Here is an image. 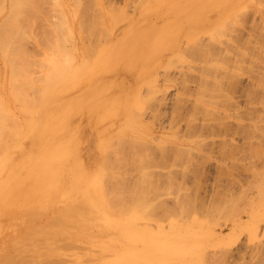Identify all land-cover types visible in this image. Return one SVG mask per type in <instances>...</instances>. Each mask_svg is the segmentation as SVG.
Returning <instances> with one entry per match:
<instances>
[{"label":"rangeland","instance_id":"obj_1","mask_svg":"<svg viewBox=\"0 0 264 264\" xmlns=\"http://www.w3.org/2000/svg\"><path fill=\"white\" fill-rule=\"evenodd\" d=\"M43 1L53 7L54 0ZM69 1L73 6L75 1ZM82 1L87 10L73 13L72 6L42 10L32 15L35 24L21 31L25 36L18 44L24 45L27 65L31 62L26 69L33 85L3 107L10 114L5 121L10 127L1 137L8 150L0 153V264H53L55 257L64 260L62 264H264V119L262 124L259 121L262 129L254 128L264 113V0L234 1L230 13L239 11L240 16L228 27L233 31L219 44L203 40L213 48L211 60L222 69L213 74L224 80L222 91L231 94L230 100L219 103V115L211 117L195 107L198 92H211L215 86L204 82L200 70L205 59L196 49L169 66L174 52L162 49L160 55L150 54L149 45L140 42L151 25L186 24L187 16L177 17L174 12L183 0ZM194 1L191 21L199 18L202 25L209 16L219 17V0ZM175 35L165 44L185 46V32ZM227 41L238 46L224 50ZM138 42L144 58L149 57L140 69L153 82L144 91L147 99L138 102L135 92L124 96L87 92L93 65L113 50L115 71L102 79L133 82L138 72L130 55ZM261 76L263 87L257 83ZM54 79L70 84L48 96L52 102L48 112L41 114L38 109L32 116L28 104L40 102ZM181 95L186 100L179 103ZM99 102L104 103L101 113ZM141 104L148 108L144 115L135 113ZM192 111L196 119L190 124L187 118ZM31 125L29 133L21 131V137H14ZM174 135L180 136L181 145L173 142L162 151L165 140ZM105 140L113 168L104 164ZM137 140L142 141L140 149L134 146ZM146 146L152 162L138 166L128 162L132 153ZM179 148L186 153L178 155ZM41 169L55 173L49 178H56L60 188L42 195L30 209L25 200L16 198L14 188ZM145 172L152 175L156 189L138 186ZM80 175L94 182L77 181ZM101 186L108 195L119 194L124 199L121 204L136 211L116 214L126 222L108 228L91 222L74 229L81 213L75 210L66 218L65 234L39 233L47 223L62 220L65 206L71 203L88 204L95 217L99 211L107 214L101 202L90 207V193ZM142 194L143 207L137 209ZM249 227L257 231L252 233Z\"/></svg>","mask_w":264,"mask_h":264},{"label":"bare ground","instance_id":"obj_2","mask_svg":"<svg viewBox=\"0 0 264 264\" xmlns=\"http://www.w3.org/2000/svg\"><path fill=\"white\" fill-rule=\"evenodd\" d=\"M73 3V6L70 5V1L66 3L60 2V0H54L53 7L48 4L45 1L42 2V0H0V153L4 151L5 149L8 150V144L5 145L4 140L1 139L2 135L6 133L7 130H9V125L6 126V122L8 120V116H10L9 112L7 110H4V106L7 108L10 103H12L15 99H17L20 96V92H27L28 87L27 85H30L32 87V83L29 81V78H27V68L31 65V62L29 61L27 65V61L24 58V45L23 43L20 45L18 42L21 41L22 37L25 36L21 32L22 29L28 27L30 24H35V21L33 19L34 14L42 12V10H51V9H65L68 8L66 6H72V12L76 13L79 11L87 10L88 9V4L83 2L82 0H71ZM220 1H222L220 3ZM234 1H240V0H219L217 3H219L220 6V12L218 13L217 17L215 20L209 16L206 18V22H204L201 25V21L198 20H190V16H194V14H191V11L195 8V1L194 0H183L180 2L179 5H176L174 8V12L179 13L177 14V17H181L182 13L187 16V23L186 24H179L178 25H171V24H165V25H151V28H149L148 34H145L143 36V39L140 42H143V45L148 46L149 45V53L150 54H157L160 55V51L162 49H165L166 51H171L174 52L170 62L169 66L176 61L179 58H183L186 55L190 54L193 52L194 49H196V53L200 58L205 59L204 66L200 70L201 75L204 79V82L207 84H211V82L214 83V88L211 90V92H198L197 98H195V107L196 109H202L204 110L209 117L214 116V115H219L220 112H218V105L222 100H230L231 99V94L229 92H223V86H224V80H222L219 77H215L213 73H218L219 70H222L219 66V63L214 62L211 60L210 55H212L211 50H213L212 46L210 44H202L203 40L209 38V40L214 41V43L219 44V39H221L223 36H227V32L233 31L231 29H228L230 26V23H233L236 19V17L240 16L239 11H236L235 13H230L236 5ZM43 3V4H42ZM5 5H8L6 10H3ZM201 6L204 5V3L200 4ZM207 5H205V8ZM71 11V10H70ZM7 12V13H6ZM181 13V14H180ZM146 11L142 13V15H145ZM214 14V13H213ZM191 21V22H190ZM173 28V29H172ZM200 31H202L201 34L197 35ZM170 32V34H169ZM185 32V35L183 38H186V43L185 46L182 45V47H179V44L177 42H172L171 44H165V41L167 38L170 37L172 34H176L175 38H177L181 33ZM26 33V31H25ZM165 33L168 35L164 36ZM208 35V36H206ZM206 36V37H205ZM147 42H144L145 39H147ZM208 40V39H207ZM213 43V44H214ZM226 46L223 44V49L228 50L229 48H232L233 46H238L236 45L235 42H226ZM216 45V44H215ZM138 46H141V43H135L132 50H131V55L134 56V65L133 69L138 72V75L133 77L130 84L126 81H121L120 83H115L114 81L110 83H105L106 81L102 79L103 76H107V74H110L111 72H114L116 63L115 61V55L116 51L113 50L111 54H106L104 55L95 65H93L92 70L90 72V81H87L89 84V89L87 92H96L97 96H100L102 92H121V95L124 96L125 94H128L129 92H135V97L137 101L143 102L144 99H147L145 96V89L150 88L151 85H153V82H150L147 78V73H144V69H140L141 64H145L148 61V56L144 58L145 52H140V48ZM218 46V45H217ZM228 47V48H227ZM264 52H262L263 54ZM149 54V55H150ZM258 61L262 59L261 51L260 53L258 52L256 54V58ZM264 59V55H263ZM3 64V66H2ZM261 64V63H260ZM239 70L242 72L243 67L240 65ZM61 72H58L57 75H60ZM264 72L262 73V76L264 77ZM261 77L257 78V83L259 86L263 87L264 85V79ZM47 78H49L47 76ZM262 78V79H261ZM259 79V80H258ZM263 80V85L260 83L261 80ZM29 81V82H28ZM63 80H58L55 81L52 80L50 84H48L45 89H44V96L41 99L40 102H37V100L31 101L28 104V112L33 116L36 111L39 109L40 113L43 114L45 112H48V110L51 109L52 102L50 99H48V96L52 92H61L64 89L65 84H70L66 83L65 84H59ZM260 81V82H259ZM33 82V79H32ZM57 82V83H56ZM74 85V83H72ZM264 88V87H263ZM262 88V89H263ZM69 89V87L67 88ZM5 92L7 94H5ZM8 92H13L11 94H8ZM205 93V94H204ZM253 93V92H252ZM258 92L253 93L256 94ZM111 94L112 98H109L111 103H114L115 97L114 95ZM154 94V92H153ZM147 95L149 93L147 92ZM208 95L209 98H206L205 96ZM230 97V99H229ZM264 97V93H263ZM129 98V97H128ZM131 98V96H130ZM129 98V100H130ZM45 101H44V100ZM103 99V100H102ZM101 101H104V98H102ZM185 96H180L179 98V103L185 101ZM43 101V103H42ZM264 102V100H263ZM42 103V104H41ZM104 106L103 102L98 103V111L101 113V109ZM141 108H138L135 113H141V115L145 114L147 112V107L143 106L141 104ZM181 104H179L178 107H180ZM264 106V104H263ZM26 107V106H25ZM40 107V108H39ZM264 108V107H263ZM140 109V111H139ZM263 110V109H262ZM216 111V112H215ZM215 112V113H214ZM264 112V110H263ZM178 112L176 111V115ZM263 114V115H262ZM261 119H259L256 122V126L254 128L264 127V125L261 127L259 126L260 123L264 119V113H261L260 115ZM263 116V117H262ZM135 117V115L133 116ZM242 117V116H241ZM239 116V118H241ZM263 118V119H262ZM188 122L191 124L195 121L196 117L194 114V111H192V115H188ZM243 119V118H241ZM260 121V123H259ZM9 123H12L11 120ZM259 123V124H258ZM261 123V124H262ZM264 124V123H263ZM255 124H252V126ZM264 129V128H263ZM32 130V125L31 126H26L24 130L17 131L14 134V137L18 139L19 137L22 136L21 131L29 133ZM264 132V131H263ZM41 135L43 134L42 132L40 133ZM147 141V140H146ZM166 144L161 147L162 151H165L168 147V145H176L179 147L182 143L180 136L174 135L173 138H168V140H165ZM16 142L13 143V145ZM109 142L105 140L103 143L104 149L107 152V161L106 163L104 162L105 166L108 165L113 168V165L110 164V159H111V154L109 151ZM140 145H142L141 140H137L136 146L138 149H140ZM7 147V148H6ZM151 150L146 146L145 148H142L139 150V153H132V155L129 156L128 162L131 164H135L138 166L139 164H142L144 161V164L147 163V161L152 162L151 158ZM183 153H186V151L182 149L177 150L178 155H183ZM135 154H138L135 156ZM103 164V166H104ZM120 167L123 166V163H118ZM102 166V168H103ZM117 166V163H116ZM45 168V167H44ZM55 173L49 172V170L41 169L39 173L37 172L36 174H33L31 176H26L25 178H22L17 186L14 188V194L16 195V198L19 200H25V206L28 208H33V203L36 200H39L42 198V195H45L46 193H49L50 191L55 192L56 188H60L58 186L57 179H51L49 177H52L50 175H54ZM48 175V177H47ZM53 177H56L54 175ZM52 177V178H53ZM117 179L119 180V177L115 175ZM143 181L138 183V186H147V188L151 189H156L154 187L155 185L151 183V178L152 175L148 172H145L143 174ZM86 177L83 175L78 176L76 179L77 181H87L88 184H92L94 182V179H85ZM107 190L104 189L101 186V189H96L94 194H91V200L92 204L90 207L98 204L101 202L102 206L106 205L107 209V214H103L101 211L96 213V218L94 214L88 211L87 205H85L83 202L79 201L78 203L74 204L71 203L70 205L65 206L64 212L61 215V217H64L62 220L59 221H52L49 222L45 225V228L39 233H44L49 236H57L59 237L61 234H65V232H68L67 229V221L66 218L70 217L71 214L75 210H80L81 213L79 214V217L77 218V221L75 220L73 222V227L75 229V225H88L90 226L91 222L96 223L97 226L103 227V228H108V227H113L116 225H122L126 220H124L123 217H117L116 214H122L125 213L128 210H133L126 208L124 205L121 204V201L124 200L121 198L119 194H110L108 195L105 193ZM89 195V194H88ZM143 200H145V195L142 194L138 198L137 206H135L137 209H140ZM87 208V209H86ZM86 209V210H85ZM136 212L135 210H133ZM43 216H47L46 214ZM178 218H175V221ZM237 229H233V231H236ZM250 232L255 233L257 231V227H249ZM60 261H64L61 258L55 257L52 258L53 264H62Z\"/></svg>","mask_w":264,"mask_h":264}]
</instances>
